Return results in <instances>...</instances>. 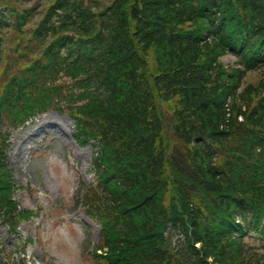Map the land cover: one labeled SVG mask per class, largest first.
I'll use <instances>...</instances> for the list:
<instances>
[{"label":"trees","instance_id":"trees-1","mask_svg":"<svg viewBox=\"0 0 264 264\" xmlns=\"http://www.w3.org/2000/svg\"><path fill=\"white\" fill-rule=\"evenodd\" d=\"M258 1L55 0L47 13L34 6V36L50 61L32 63L30 78L20 79L27 89H16L14 79L12 111L2 117L19 123L38 94L54 99L53 65L77 78L78 98L86 101L84 113L70 112L77 139H93L97 148L89 171L98 184L82 199L101 225L96 248L107 247L99 264L255 261L244 234L261 233L264 221V81L237 93L239 72L234 83L218 57L235 46L247 70L264 69ZM208 6L223 17L212 46L191 39L204 24L196 14ZM149 60L157 62L151 76L143 70ZM159 102L170 107L176 123L169 128L183 145L168 154ZM4 156L0 141V220L14 230L22 212L11 198Z\"/></svg>","mask_w":264,"mask_h":264},{"label":"rangeland","instance_id":"rangeland-1","mask_svg":"<svg viewBox=\"0 0 264 264\" xmlns=\"http://www.w3.org/2000/svg\"><path fill=\"white\" fill-rule=\"evenodd\" d=\"M71 129L68 117L50 112L13 134L9 167L16 182L31 189V196L26 189L18 191L20 206L41 210L23 227L24 237L37 232V241L24 246L28 257L37 256V264H89L81 250L97 240L95 224L82 212H72L80 181L90 180L85 173L90 150L73 142L69 135ZM0 235L10 249L15 248L13 236L2 225Z\"/></svg>","mask_w":264,"mask_h":264}]
</instances>
